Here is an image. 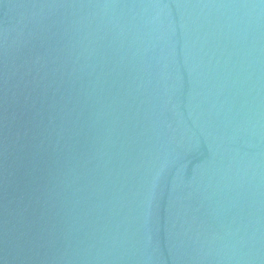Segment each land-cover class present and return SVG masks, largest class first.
Here are the masks:
<instances>
[{"label":"water","instance_id":"water-1","mask_svg":"<svg viewBox=\"0 0 264 264\" xmlns=\"http://www.w3.org/2000/svg\"><path fill=\"white\" fill-rule=\"evenodd\" d=\"M0 264H264V0H0Z\"/></svg>","mask_w":264,"mask_h":264}]
</instances>
